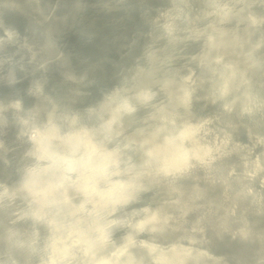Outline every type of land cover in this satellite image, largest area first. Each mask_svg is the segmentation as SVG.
Here are the masks:
<instances>
[{"label": "clouds", "instance_id": "9594fccd", "mask_svg": "<svg viewBox=\"0 0 264 264\" xmlns=\"http://www.w3.org/2000/svg\"><path fill=\"white\" fill-rule=\"evenodd\" d=\"M89 2L0 0V264H264V0Z\"/></svg>", "mask_w": 264, "mask_h": 264}, {"label": "bare ground", "instance_id": "6f19581e", "mask_svg": "<svg viewBox=\"0 0 264 264\" xmlns=\"http://www.w3.org/2000/svg\"><path fill=\"white\" fill-rule=\"evenodd\" d=\"M90 3H96V0H90ZM133 6L134 9H128L127 13L123 11L106 13L99 6H96L88 12L89 16L87 18H81V30L74 33L79 40L81 39V31L92 29L97 32V39L93 42L92 48L88 51L85 50L83 55L96 60L106 54L111 57L113 62L117 61L119 59L117 53L119 42L115 44L111 42L115 37L122 34L127 33L130 35L141 25L139 9L135 5ZM122 16L125 17L123 20L120 19ZM117 31H119V35H117ZM71 44L75 45L76 41L72 39ZM74 63L79 67L78 61L74 60ZM103 65L106 69L105 73H97L100 86L108 84L114 72L113 63H104Z\"/></svg>", "mask_w": 264, "mask_h": 264}, {"label": "water", "instance_id": "95a60500", "mask_svg": "<svg viewBox=\"0 0 264 264\" xmlns=\"http://www.w3.org/2000/svg\"><path fill=\"white\" fill-rule=\"evenodd\" d=\"M96 6H98L97 5V3H90L89 2V6H88V8L86 9V11L83 13V15H82V18H87L88 16H89V11L90 10H92V9H94V7H96ZM129 9H134V6L132 5V6H130L129 7ZM83 28V27H82ZM78 30H81V23H80V25L78 26ZM117 33V35H119V31H117L116 32ZM72 39L74 40V41H76V44L75 45H72L71 44V41H72ZM68 44H69V47H75L76 49H77V51L79 52V54L80 55H82V56H84L83 55V52L85 51V50H90V48H92V46H93V43H91V44H87V45H81L80 44V40L78 39V37H77V35H75L74 33H73V35L68 39ZM105 68H104V65H102V67H101V69L98 71L100 74H104L105 73Z\"/></svg>", "mask_w": 264, "mask_h": 264}]
</instances>
